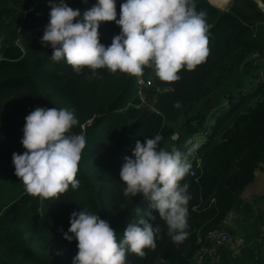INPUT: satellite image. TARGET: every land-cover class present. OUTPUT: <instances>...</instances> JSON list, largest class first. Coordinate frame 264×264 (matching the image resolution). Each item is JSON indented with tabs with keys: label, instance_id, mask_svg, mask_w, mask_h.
<instances>
[{
	"label": "trees",
	"instance_id": "obj_1",
	"mask_svg": "<svg viewBox=\"0 0 264 264\" xmlns=\"http://www.w3.org/2000/svg\"><path fill=\"white\" fill-rule=\"evenodd\" d=\"M209 1L192 0L205 14V60L193 70L181 68L172 82L144 66L140 77L150 86L142 101H152L140 108L138 76L87 67L76 73L63 59L49 58L52 49L40 43L49 21L47 0H0V264H71L77 241L64 239L61 230L70 226V213L82 208L108 221L118 241L135 219L133 210L148 207L141 195L122 194L123 157L132 154L136 140L157 134L160 147L181 151L193 148L194 135L204 136L188 155L190 169L179 182L190 194L188 236L172 242L152 209L155 219L149 222L161 227L156 247L144 249L143 257L126 253L125 264H193L209 246L207 231L216 227L231 235L241 229L260 234L264 194L256 208L242 194L264 168V0H229L223 9ZM66 3L83 11L95 0ZM120 3L116 0L117 18ZM119 30L114 21L100 22L99 41L107 46ZM249 54L253 57L242 63ZM36 107L72 111L78 123L70 132H82L86 140L78 188L69 186L56 198L27 194L14 174L12 153L24 151V117ZM231 214L234 225L226 226ZM217 251L219 264H237L227 245Z\"/></svg>",
	"mask_w": 264,
	"mask_h": 264
},
{
	"label": "clouds",
	"instance_id": "obj_2",
	"mask_svg": "<svg viewBox=\"0 0 264 264\" xmlns=\"http://www.w3.org/2000/svg\"><path fill=\"white\" fill-rule=\"evenodd\" d=\"M49 21L43 28L40 43L52 49V61L64 60L76 73L87 67L93 72L105 68L140 76L144 66L154 69L165 82L178 80L181 68L193 70L208 53L205 14L197 12L192 0H121L117 18L116 0H95L81 11L66 0H47ZM114 21L119 33L107 46L99 41V24ZM181 106L179 101L173 105ZM22 153H12L14 174L27 194L42 199L79 186L78 161L85 147V136L71 133L78 121L65 108L36 107L24 117ZM162 137L135 141L131 155L123 157L119 170L124 196L141 195L147 209L137 206L120 239L109 222L97 213L82 208L72 211L67 231L62 236L76 240L77 252L71 264H125L126 253L145 255L155 249L160 225L150 210L158 211L175 244L188 236V185L180 184L189 172L188 155L193 148L181 151L159 146ZM146 217L148 219H146Z\"/></svg>",
	"mask_w": 264,
	"mask_h": 264
},
{
	"label": "crops",
	"instance_id": "obj_3",
	"mask_svg": "<svg viewBox=\"0 0 264 264\" xmlns=\"http://www.w3.org/2000/svg\"><path fill=\"white\" fill-rule=\"evenodd\" d=\"M262 194H264V168L255 171L253 181L245 187L242 195L249 202H254ZM259 203L262 206L261 200H259ZM254 208H256V205H254ZM233 216L231 214L225 220L226 226L227 224L229 226L234 225ZM238 233V235H232V242L227 245L232 250L233 255L236 256L233 258H237V264H264V238L259 233L255 234L252 231L242 229ZM193 264H219V261H214L212 258L206 261L198 256Z\"/></svg>",
	"mask_w": 264,
	"mask_h": 264
},
{
	"label": "built area",
	"instance_id": "obj_4",
	"mask_svg": "<svg viewBox=\"0 0 264 264\" xmlns=\"http://www.w3.org/2000/svg\"><path fill=\"white\" fill-rule=\"evenodd\" d=\"M261 9L264 11L263 8ZM141 82L144 83V81ZM146 82L147 84L150 83L149 80H146ZM260 235L264 238V226L261 227ZM205 239L208 241L209 246L203 247L201 249L200 256L206 255L214 259V261H220V253L217 251V248L220 246L231 244L232 242V238L228 230L224 227H216L211 230H208L205 235Z\"/></svg>",
	"mask_w": 264,
	"mask_h": 264
},
{
	"label": "rangeland",
	"instance_id": "obj_5",
	"mask_svg": "<svg viewBox=\"0 0 264 264\" xmlns=\"http://www.w3.org/2000/svg\"><path fill=\"white\" fill-rule=\"evenodd\" d=\"M209 1V0H208ZM218 1V0H217ZM229 1V0H228ZM228 1H227V3H228ZM210 2V1H209ZM211 3V2H210ZM261 5V4H260ZM218 6H220L219 5V3H218ZM224 6V5H223ZM223 8H226V6H224ZM223 8H221V9H223ZM263 9H264V7H262ZM141 81H144L140 76H138L137 77V80H136V84L137 85H139L138 87H137V93H136V96H137V98L138 99H140L141 100V103H139V107L141 108L142 106H148V105H150V103H151V101H152V99H150V100H148V101H142V99H144L145 98V94H146V89L150 86L149 84H147L146 85V83H142ZM141 82V83H140ZM140 90V91H139ZM145 102H146V104H145ZM224 103V102H223ZM203 141L204 140V136L203 135H201V134H197V135H194L193 136V142H194V144H193V146H195L197 143H198V141ZM192 146V147H193ZM256 197V196H255ZM254 204L258 207H260L261 206V204L260 203H258V202H256V199L254 200ZM227 226H229V224H227ZM230 236H231V238H233V236L230 234Z\"/></svg>",
	"mask_w": 264,
	"mask_h": 264
},
{
	"label": "water",
	"instance_id": "obj_6",
	"mask_svg": "<svg viewBox=\"0 0 264 264\" xmlns=\"http://www.w3.org/2000/svg\"><path fill=\"white\" fill-rule=\"evenodd\" d=\"M215 6H217V7H219V8H223L224 6H228V4L226 3L224 6H218V5H215ZM253 57V54H249L244 60H243V62L242 63H244L245 61H247V60H249V59H251ZM218 140H220V138L218 139Z\"/></svg>",
	"mask_w": 264,
	"mask_h": 264
},
{
	"label": "bare ground",
	"instance_id": "obj_7",
	"mask_svg": "<svg viewBox=\"0 0 264 264\" xmlns=\"http://www.w3.org/2000/svg\"><path fill=\"white\" fill-rule=\"evenodd\" d=\"M228 0H218L220 6H223L227 3Z\"/></svg>",
	"mask_w": 264,
	"mask_h": 264
}]
</instances>
